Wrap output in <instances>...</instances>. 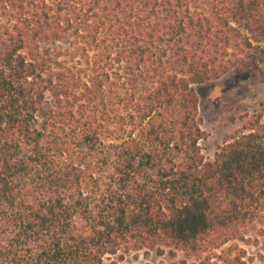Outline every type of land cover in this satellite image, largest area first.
Returning a JSON list of instances; mask_svg holds the SVG:
<instances>
[{
  "label": "trees",
  "instance_id": "trees-1",
  "mask_svg": "<svg viewBox=\"0 0 264 264\" xmlns=\"http://www.w3.org/2000/svg\"><path fill=\"white\" fill-rule=\"evenodd\" d=\"M236 71L264 84V0H0V264H264V103L200 145Z\"/></svg>",
  "mask_w": 264,
  "mask_h": 264
},
{
  "label": "rangeland",
  "instance_id": "rangeland-1",
  "mask_svg": "<svg viewBox=\"0 0 264 264\" xmlns=\"http://www.w3.org/2000/svg\"><path fill=\"white\" fill-rule=\"evenodd\" d=\"M199 98V119L207 138L201 142V148L207 162L214 160L218 149L227 139L236 133L242 126L240 119L246 114L258 111L264 103V84L260 78L249 72H232L226 77L195 86ZM239 249L246 251L243 259L246 264H262L259 248L236 243ZM227 245L223 249H228ZM187 256L177 254L175 258L156 252L146 254L131 253L123 261L116 257L107 258L104 264H227L228 257H237L239 252L224 255L223 251Z\"/></svg>",
  "mask_w": 264,
  "mask_h": 264
}]
</instances>
